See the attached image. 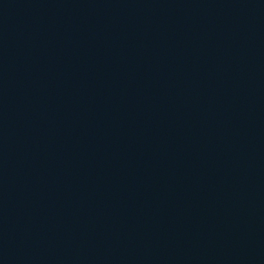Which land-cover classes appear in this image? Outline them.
<instances>
[{
    "label": "water",
    "instance_id": "1",
    "mask_svg": "<svg viewBox=\"0 0 264 264\" xmlns=\"http://www.w3.org/2000/svg\"><path fill=\"white\" fill-rule=\"evenodd\" d=\"M0 264H264V0H0Z\"/></svg>",
    "mask_w": 264,
    "mask_h": 264
}]
</instances>
